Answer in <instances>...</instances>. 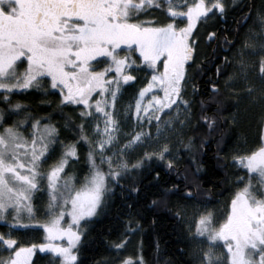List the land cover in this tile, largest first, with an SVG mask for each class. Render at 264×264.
I'll list each match as a JSON object with an SVG mask.
<instances>
[{
	"label": "snow or ice",
	"instance_id": "6c2138e0",
	"mask_svg": "<svg viewBox=\"0 0 264 264\" xmlns=\"http://www.w3.org/2000/svg\"><path fill=\"white\" fill-rule=\"evenodd\" d=\"M227 7L228 0H0V101L7 105L0 108V222L8 228L0 231V264H31L37 250L52 254L58 264H82L81 225L99 214L110 185L153 158L172 170L181 148L193 165L184 169L187 180L198 172L196 157L204 146L213 139L226 143L222 125L228 120L217 114L226 109L217 101L209 114L201 101L196 115L185 92L194 29L198 21L224 15ZM150 9L163 11L164 20L149 15ZM241 15L231 38L227 32L221 38L227 45L221 50L230 53L217 66L225 90L237 75L246 80L257 64L264 81V6L251 24V8ZM207 35L214 39L216 32ZM138 72L144 82L134 104L119 105L123 89L140 79ZM29 89L58 96L61 111L78 110V124H70L67 115L64 122L74 128L75 139H62L49 115L24 112L23 118L7 122L24 107L19 100L9 102L12 95ZM246 90L253 91L251 86ZM212 91L219 93L220 83H213ZM129 117L133 125L125 131L121 121ZM80 142L88 148L82 175L69 170L79 158ZM137 148L142 153L132 158ZM229 163L244 172L236 177L230 200L222 211L197 208L189 222L191 238L207 244L198 264H264V136ZM38 192L47 196L41 218L33 203ZM184 193L185 200L198 196L191 185ZM34 226L42 229V242L13 234ZM128 238L113 248L121 250ZM119 264L144 261L127 256Z\"/></svg>",
	"mask_w": 264,
	"mask_h": 264
},
{
	"label": "trees",
	"instance_id": "16d2710c",
	"mask_svg": "<svg viewBox=\"0 0 264 264\" xmlns=\"http://www.w3.org/2000/svg\"><path fill=\"white\" fill-rule=\"evenodd\" d=\"M262 6H264V0H228V7L222 18L215 15L207 19L204 29L199 30L197 59L210 61L209 54L213 39H210L207 33L216 32L218 44H216L215 52L217 59L214 62L220 65L221 57L227 56L221 50L227 47L222 44L221 38L226 32L231 38L236 21L243 19L241 13H247L249 8L252 10V19L249 21L251 24ZM160 14L158 19L163 21L165 13L160 11ZM201 68L204 71V67L201 66ZM211 71L212 81L221 85L219 93L211 94L207 90L209 85L203 79L199 80V71L194 72V82L201 85V91L204 87L206 88L203 91L204 95H213L216 106H218L216 102L219 101L222 109H226L218 113L223 119L228 120L223 126L226 143L217 144L213 139L211 144L204 146L202 152H198L196 157L199 161V170L196 175H189L187 180L184 178V169L191 168L193 165L188 159V153L181 148L178 152L179 159L172 170H169L163 161L153 158L144 161L141 167L129 171L118 184L110 185L112 191L106 197L104 206L97 217L86 224L79 257L82 264H116L117 261L119 262L113 244L119 243L124 236L129 237V240L125 242V247L131 248L126 255H131L135 261L142 256L144 264H193L190 247L192 238L183 219V211L187 210L188 206L205 204H213L215 208L219 204L215 201L217 198L222 204L228 201L230 193L235 191L236 177L244 175L243 171H235V166L229 165V160L233 155L259 142L261 134L258 122L261 114H264V101L260 99V93L264 91V81L258 80L256 67L248 73L246 80L237 75L230 90L223 88V75L216 78L214 69ZM229 71L236 70L229 66ZM248 86H251L253 91H247ZM16 100L23 103L22 110L31 113L32 117L49 115L51 120L56 122L62 139L66 141L75 139L74 128L64 127V122L67 115L71 117L70 124H78L80 121L78 110L71 106L65 107L62 111L56 108L58 96L51 92L45 95L42 89H30L13 94L9 102ZM44 101L52 103L48 104ZM6 107L7 105L0 101V108ZM199 110L200 107L196 106L194 110L196 115H199ZM188 135L192 133L188 132ZM220 148L224 151L219 152ZM86 149L83 142L78 144L79 158L73 162V168L69 170H75L81 175L83 171H86ZM174 174H176L175 177ZM189 185L194 191H198L195 200L183 198L185 187ZM173 188L179 191H173ZM178 212L181 214L177 215ZM5 227L0 225L1 231ZM128 228L132 231L129 232ZM121 254L124 255L123 249ZM37 264L46 263L41 258Z\"/></svg>",
	"mask_w": 264,
	"mask_h": 264
},
{
	"label": "rangeland",
	"instance_id": "374dc122",
	"mask_svg": "<svg viewBox=\"0 0 264 264\" xmlns=\"http://www.w3.org/2000/svg\"><path fill=\"white\" fill-rule=\"evenodd\" d=\"M160 11L161 10H159V9H150L149 10V15H155L157 18H159L161 16ZM137 75L143 77L144 73L143 72H138ZM143 82H144L143 79L140 80V83H143ZM138 88H135L134 90H136V89L138 90ZM29 90H20L18 93L26 92V91H29ZM137 90L135 91V94H136ZM134 96L135 95H133L132 97L128 96V98L125 96V98H124V95H122L119 98L118 104L119 105H127L129 103L134 104ZM121 111H123V108H121ZM23 113H24V111L21 110L19 116H9L7 122H11L12 119L23 118ZM5 115L8 116V113L6 112ZM42 122H46V121H42ZM29 124H30V120H29ZM121 125H122V129L123 130L129 131L131 129L132 125H133V118L129 117L126 121L122 119ZM86 127L89 129V131L91 130V121L87 122ZM23 130L25 132H27L28 129L25 127ZM122 142H123V138L121 139V143ZM174 143H175V141H174ZM84 145L87 147L86 144H84ZM87 150H88V148L86 149L85 153L87 152ZM142 150H143L142 148H137L134 152L131 153V157L135 158L137 155L142 153ZM242 152L243 151H241L240 153H242ZM156 159H158V158H156ZM178 159L179 158H177L176 162L178 161ZM158 160H160V159H158ZM145 161H149V160H145ZM160 161H163L165 163L164 160H160ZM237 165L240 168H242L241 165H239V164H237ZM234 187L236 188V187H238V185L235 184ZM233 192H234V190L230 193V195H229L230 197L233 194ZM230 197L228 198V201L230 200ZM46 199H47L46 194H41L39 192L36 193V198L34 199L33 203L36 204L37 207H39L41 209V211L39 213H37V217L38 218L42 217V213H43V207L42 206L46 202ZM218 203L219 204L217 205V207H215V208L213 207V208L222 211L224 204H222L220 201H218ZM204 207H207L209 209H213V208L208 207V206H201V205L197 206L196 205L194 207L188 206L187 207L188 209L183 211V219H184V221H185V223H186L188 228H189V222L192 220V216L196 212L197 208H200L202 210ZM96 217H94L92 220H94ZM92 220H90V221H92ZM0 225L3 226V227L6 226L5 229L2 230V231H7L8 230L7 225L3 224L2 222H0ZM81 227L83 228V230L85 232L86 231V225L82 224ZM192 230H194V225L192 226ZM0 231H1V229H0ZM189 231H190V235H191L190 228H189ZM20 232H22V231L14 232L13 234L16 235V236H19V237H21L23 239H26V240H28L30 242H32V241L37 242V243L42 242L43 231H42V229H39L38 226H34L33 228H31V229H29L27 231H23L22 233H20ZM21 234H23V235H21ZM128 240H129V238H128ZM190 247H191V253H192V258H193V264H198L197 257L199 255V252L201 251V249L207 247V244H206V242H201L200 240L191 239V246ZM122 249H123L124 255L121 254V250ZM122 249L119 250V251L114 250V251L117 252L116 255L119 257L118 258L119 261H120V258L129 256V255H126V254H128L131 251V248L129 246L125 247V244L122 247ZM217 251H222V249H217ZM130 257H131V255H130ZM41 258L44 259L46 264H58V261H56L54 259L52 254H50V253H47V254L46 253H42L39 250L34 252L31 264H32V262H35V264L39 263V261H41ZM135 259H136V257H135ZM117 262H116V264H119V262L118 263Z\"/></svg>",
	"mask_w": 264,
	"mask_h": 264
},
{
	"label": "flooded vegetation",
	"instance_id": "af4514ba",
	"mask_svg": "<svg viewBox=\"0 0 264 264\" xmlns=\"http://www.w3.org/2000/svg\"><path fill=\"white\" fill-rule=\"evenodd\" d=\"M215 16V15H214ZM216 16H219L222 18L221 15H216ZM213 16H210L209 18H211ZM208 18V19H209ZM207 23V20H202V21H198V30L197 29H194V32H195V36L193 37L194 41H195V45H194V61L191 62V66L189 67L188 71H189V80H188V83L186 85V92H185V95L187 98H189L192 102V108L193 110H195L196 106H199L201 108V101H204V107L206 108V110L209 112V114H211L212 110L214 108H216L217 106L215 105V102H214V99H213V91H212V84L215 83V81H212L211 79V70L214 69V73H215V77L218 78V74H217V66L218 64H215L214 61H216L217 59V55H216V47L218 44L217 42V35L216 34V37L213 39V45L211 47V50H210V61H208V59L206 60H202V59H197V47H198V38H197V35H198V32L200 29H204V26L206 25ZM224 34V32H223ZM225 52V51H224ZM227 55L230 54L229 52H225ZM225 56V55H223ZM201 66L204 67V71H202L201 69ZM200 72L199 73V80L201 81V79H203L205 81V83L207 82L209 87H207V90L211 93V94H207V95H204L205 93H203L204 89H206L205 87L202 89L203 91H201V85L197 82H194V74L198 71ZM256 76L258 78V80L261 82V79H260V76H259V66L258 64L256 65ZM195 72V73H194ZM140 79H138L136 82H129L128 86L123 89V95H124V98L125 96L128 98V96L132 97L133 95H135V91L137 90H134L135 88H138L140 86H142V83H140V80L143 79V77L139 76ZM217 80V79H216ZM193 85H196V89L195 91H193ZM199 88H200V91H199ZM133 91V92H132ZM132 92V93H131ZM263 113V112H262ZM218 114V113H217ZM219 115V114H218ZM221 117V115H219ZM222 120H223V117H221ZM258 126H259V132H260V138L262 136V133H264V114H261V118L259 119V122H258ZM224 124L222 125V128H223ZM232 159V158H231ZM230 161V160H229ZM229 165L231 166H235V171H241L242 168H240L237 164H232V163H229ZM242 172V171H241ZM167 174V173H166ZM169 175V174H168ZM176 174H174L173 176L175 177ZM172 180L176 181L175 178H172ZM195 200V199H194ZM215 201H219L218 198L215 199ZM201 206H208V207H211L213 208V204L211 205H208V204H205V205H201Z\"/></svg>",
	"mask_w": 264,
	"mask_h": 264
},
{
	"label": "water",
	"instance_id": "95a60500",
	"mask_svg": "<svg viewBox=\"0 0 264 264\" xmlns=\"http://www.w3.org/2000/svg\"><path fill=\"white\" fill-rule=\"evenodd\" d=\"M262 136H264V133H262Z\"/></svg>",
	"mask_w": 264,
	"mask_h": 264
}]
</instances>
